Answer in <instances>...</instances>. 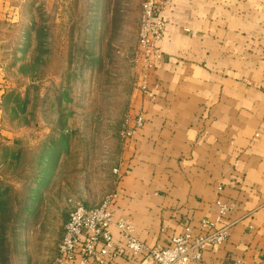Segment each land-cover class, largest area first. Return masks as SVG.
I'll use <instances>...</instances> for the list:
<instances>
[{
	"label": "crops",
	"instance_id": "0c3cea01",
	"mask_svg": "<svg viewBox=\"0 0 264 264\" xmlns=\"http://www.w3.org/2000/svg\"><path fill=\"white\" fill-rule=\"evenodd\" d=\"M0 0V157L16 139L4 126L9 41L30 38L22 8ZM163 58L138 90L112 192L115 219L150 247L167 245L185 221L215 220L218 198L232 205L228 239L197 264L264 261V0H168ZM22 26V27H21ZM21 27V28H20ZM22 32V34H21ZM0 170V183L3 181ZM98 204V203H97ZM95 205V204H93ZM117 244L123 242L116 225ZM114 264H125L116 258Z\"/></svg>",
	"mask_w": 264,
	"mask_h": 264
},
{
	"label": "rangeland",
	"instance_id": "374dc122",
	"mask_svg": "<svg viewBox=\"0 0 264 264\" xmlns=\"http://www.w3.org/2000/svg\"><path fill=\"white\" fill-rule=\"evenodd\" d=\"M143 2L31 0L22 8L30 38L9 41L3 102L16 148L0 157V264H53L72 208L111 196L143 85Z\"/></svg>",
	"mask_w": 264,
	"mask_h": 264
},
{
	"label": "built area",
	"instance_id": "2783aa9c",
	"mask_svg": "<svg viewBox=\"0 0 264 264\" xmlns=\"http://www.w3.org/2000/svg\"><path fill=\"white\" fill-rule=\"evenodd\" d=\"M168 0H144L140 25V46L145 62L141 90L148 91L147 74L163 58L159 46L164 39L168 17L165 8ZM144 117L140 113L124 133V140L134 136L143 126ZM119 176V169H116ZM215 220L202 219L196 224L186 219L183 230L174 235L165 246L150 247L137 236L134 225L125 219H115L114 197L101 203L86 206L76 204L69 213L64 235L58 244L53 264H114L123 258L125 264H197L206 249H215L229 237V225L224 219L232 205L218 198ZM116 225L123 242L117 244L111 228ZM233 264H251L237 260ZM260 264H264L262 261Z\"/></svg>",
	"mask_w": 264,
	"mask_h": 264
},
{
	"label": "trees",
	"instance_id": "16d2710c",
	"mask_svg": "<svg viewBox=\"0 0 264 264\" xmlns=\"http://www.w3.org/2000/svg\"><path fill=\"white\" fill-rule=\"evenodd\" d=\"M86 206H90V205H86ZM69 218V217H68Z\"/></svg>",
	"mask_w": 264,
	"mask_h": 264
}]
</instances>
